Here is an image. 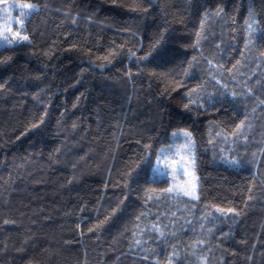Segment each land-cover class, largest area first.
Returning a JSON list of instances; mask_svg holds the SVG:
<instances>
[{
    "label": "trees",
    "instance_id": "16d2710c",
    "mask_svg": "<svg viewBox=\"0 0 264 264\" xmlns=\"http://www.w3.org/2000/svg\"><path fill=\"white\" fill-rule=\"evenodd\" d=\"M2 2L0 264H264V0Z\"/></svg>",
    "mask_w": 264,
    "mask_h": 264
},
{
    "label": "rangeland",
    "instance_id": "374dc122",
    "mask_svg": "<svg viewBox=\"0 0 264 264\" xmlns=\"http://www.w3.org/2000/svg\"><path fill=\"white\" fill-rule=\"evenodd\" d=\"M2 4L4 8L0 10V47L26 42L27 40H21L20 38L24 36L22 28L24 20L27 18L21 16L20 13H32L33 11L21 8L20 5L28 3L2 2ZM5 36L12 43H8L4 39ZM176 133L178 135L174 137V142L161 150V158L158 159L159 161L155 165V168H157L156 172L158 175H166L165 172H167L168 175L166 176L171 180V188L177 191L185 189L192 192L194 190L196 195L198 182L193 163V161L195 162V148L193 147L192 139L184 135L186 132L181 131ZM175 138H177V141H175ZM181 168L184 170L183 175L180 174ZM180 192L183 193L182 191Z\"/></svg>",
    "mask_w": 264,
    "mask_h": 264
},
{
    "label": "snow or ice",
    "instance_id": "6c2138e0",
    "mask_svg": "<svg viewBox=\"0 0 264 264\" xmlns=\"http://www.w3.org/2000/svg\"><path fill=\"white\" fill-rule=\"evenodd\" d=\"M20 7H21V8H25V9H30L31 11H35V6H34L33 4H30V3H28V4H22V5H20ZM30 14H31L30 12H21V13H20V15L23 16V17H25V18H27ZM21 23H22V21H21ZM17 35H19V33H17ZM4 39H5L8 43H12V41H11V40H8V38H7L6 36L4 37ZM20 39H21V40H28V37H27V36H22ZM186 107H187V105H186ZM177 135H178V133H173V136H177ZM184 135H185L187 138L190 139V135H191L190 133H187V132H186ZM193 163H194V161H193ZM233 163H236V162L233 161ZM180 174H181V175L184 174V170H183V168L180 169ZM167 191L171 193V192H173V191H177V190H176V189H173V188H169V189H167ZM180 191H182L184 195H189V196H192L193 199H198V197H196V195H195L194 190H193L192 192H189V191H187V190H185V189H181V190L177 191V194H179ZM157 230H158V229H157ZM161 235H163V233H161Z\"/></svg>",
    "mask_w": 264,
    "mask_h": 264
}]
</instances>
